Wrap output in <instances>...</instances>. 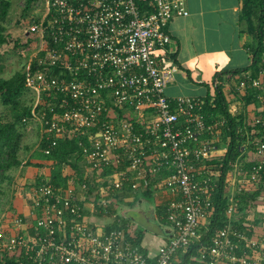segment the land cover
Instances as JSON below:
<instances>
[{
    "label": "built area",
    "instance_id": "2783aa9c",
    "mask_svg": "<svg viewBox=\"0 0 264 264\" xmlns=\"http://www.w3.org/2000/svg\"><path fill=\"white\" fill-rule=\"evenodd\" d=\"M40 6L43 16L27 33L37 46L25 70L31 111L23 123L38 129L46 155L77 138L85 182L72 175L62 189L45 180L24 195L28 213L0 219L10 231L0 257L7 252L18 264H171L201 241L212 216L220 173L209 162L221 151L224 125L207 123L204 100L166 94L177 69L163 67L157 51L171 43L170 22L189 15L188 0H37ZM262 86L261 77H249L239 90ZM258 124L264 128V119ZM255 154L248 182L264 186V141ZM149 186L172 195L174 235L154 263L132 242L134 228L108 230L110 223L93 222L91 205L80 202L92 187L107 209L112 193ZM200 262L264 264V249L228 226L201 249Z\"/></svg>",
    "mask_w": 264,
    "mask_h": 264
},
{
    "label": "trees",
    "instance_id": "16d2710c",
    "mask_svg": "<svg viewBox=\"0 0 264 264\" xmlns=\"http://www.w3.org/2000/svg\"><path fill=\"white\" fill-rule=\"evenodd\" d=\"M24 4L23 13L25 17L37 13V0H24ZM12 8V0H0V47L9 43L8 21ZM32 18L34 20L33 24L39 22L37 15L35 18L34 16ZM241 18L243 22H246L248 31L255 43L251 49L252 65L246 70L227 72L219 75L218 80L220 82L217 85L216 95L215 97L205 99L202 109V113L205 115L208 124L220 121L224 122L218 146L228 145L227 153L223 158L214 159L209 162V165L220 173L218 188L213 195V213L208 224L201 227V241L190 245L185 250L179 251L175 258L180 256V263L176 264H193V262L201 264V249L211 246L217 235L231 224V219L234 221L241 214H246L264 192V186H260L254 191H245L237 194V205L233 216L232 218L228 216L227 212L231 205L229 199L225 197L228 174L234 169L238 161H247L248 154L255 153L256 145L260 141H264V128L262 124L256 125V119H249L248 116L244 115H231L229 111L230 102L224 91L226 81L223 80V77H227V81L237 76H240L242 80H246L247 77L245 75L249 73L251 78L256 80L264 73V0H242ZM28 39L29 41L31 40L30 37ZM27 93L25 69L17 72L9 79L0 77V102L5 108L0 118V198L7 195L8 188L14 182V173L23 167H36L40 170H48L47 181H50L53 186L62 189L67 187L68 178L72 175H75L77 184L85 182L84 169L81 167L83 157L77 138L68 137L60 141L50 155L45 154L48 143L45 141L40 143L38 141L37 149L33 151L31 158L25 161L22 156L23 153L28 154L34 148L33 146H24V138L28 125L23 123V119L30 116L31 111V104L28 105L25 100ZM248 93L254 97L257 95L256 91ZM258 116L261 117V114ZM262 116H264V112ZM255 164V161L248 160L244 165L245 171L249 173ZM64 171L70 172L69 174L71 175L64 174ZM111 172L109 170L108 174ZM167 176L168 173L162 174L158 178V182ZM44 181L45 179L40 178L37 185ZM152 182L151 180L150 183ZM150 187L146 191V196L152 195ZM94 191V188L89 187L86 199L83 201L80 199L83 206L91 205L92 207V210L87 215L100 219H110L112 223L107 227L108 230H128L130 227L129 223L118 215L115 207L121 198L132 195H117L119 193H112L108 199L110 200V204L105 209L101 206L99 199L94 203L91 202V198L89 197L92 196L91 194ZM126 192L132 193L131 188L125 187L121 193ZM167 206L168 202L158 210L161 223L168 222ZM14 215V213L10 212L8 218H12ZM234 225V229L250 235L243 227ZM4 227V225L0 226V241H3L6 238V233H8ZM140 239V232H136L131 240L135 245L140 247ZM242 246L245 247V244ZM241 253L239 252V254ZM6 254L7 252L0 257V264H18L15 256ZM175 258L171 264H174Z\"/></svg>",
    "mask_w": 264,
    "mask_h": 264
},
{
    "label": "crops",
    "instance_id": "0c3cea01",
    "mask_svg": "<svg viewBox=\"0 0 264 264\" xmlns=\"http://www.w3.org/2000/svg\"><path fill=\"white\" fill-rule=\"evenodd\" d=\"M187 17H175L167 28L171 43L164 49L157 51L161 65L165 68H176L174 80L169 84L166 94L170 98H196L205 100L215 97L217 85L220 82L218 76L227 72L246 70L252 65L251 49L254 39L248 31L246 22L242 21V0H188ZM245 77L251 75L247 73ZM263 86L260 90L250 88L240 91L239 85L242 80L237 76L226 81L224 91L230 102V113L233 116L244 115L249 119H264V101L258 97L264 96V73ZM258 79V78H257ZM256 91V97L250 96L248 92ZM248 93V94H247ZM261 114V117L258 116ZM259 118H258V117ZM30 127V126H29ZM28 127L38 135V129ZM217 159L223 158L228 150V145L221 146ZM255 153L248 154V160L258 161ZM247 160V161H248ZM247 161H238L234 169L229 172L226 179L225 197L229 199L230 208L228 216L232 218L235 211L237 194L245 191H254L260 186L251 185L248 182L249 173L245 171L244 165ZM23 169V168H21ZM20 169V170H21ZM24 178L21 179L22 187L19 189L14 206L10 212L15 215H26L28 206L24 195L37 185L40 178L47 180L48 170H40L36 167L23 169ZM70 173V172H69ZM67 171L64 174L71 175ZM151 189L152 195L146 196V191L137 193H119L117 195H132L121 198L118 205L137 207L140 216H143L154 229L149 230L138 227L132 221H127L134 233L140 232V247L151 263L156 262L161 247L174 235V228L168 222L161 223L158 210L167 202L172 200V195H166L160 188ZM264 191V189H263ZM130 193V194H129ZM98 195L96 191L91 194ZM90 199V200H91ZM92 202V203H94ZM233 210L229 213L230 209ZM143 213V214H141ZM9 214V213H8ZM98 221V222H97ZM97 224L112 223L110 219L93 218ZM241 226L250 234L248 237L259 244V250L264 249V192L249 208L246 214H241L234 221L231 219L229 226ZM180 263V256L176 257L174 264ZM193 264H200L193 262ZM228 264V263H219Z\"/></svg>",
    "mask_w": 264,
    "mask_h": 264
},
{
    "label": "rangeland",
    "instance_id": "374dc122",
    "mask_svg": "<svg viewBox=\"0 0 264 264\" xmlns=\"http://www.w3.org/2000/svg\"><path fill=\"white\" fill-rule=\"evenodd\" d=\"M13 8L11 15L8 21V34L10 35L9 43L0 47V77L9 79L17 72L27 68L28 61L31 57H34L36 53L37 40L33 35L27 36L28 31L33 26V16L37 15V18L43 16L42 6L38 7L37 13H33L28 17H25L24 11V0H12ZM34 12V11H33ZM28 37L31 38L29 41ZM26 103L31 104V96L27 93L25 97ZM5 108L0 102V118L4 113ZM39 137L37 134L32 133V131L25 133L24 146H33V150L26 154L23 153L25 161H28L33 151L37 149V144ZM258 145V144H257ZM256 145V148H257ZM27 168V167H23ZM18 170L14 173V182L11 187L7 190V195L0 198V219L5 215L10 213L11 208L14 206V203L18 197L19 189L22 187L21 179L24 178V170ZM117 212L126 220L132 221L140 228H145L152 230L154 229L153 224L149 223L147 219L143 216H140V213L136 210L137 207H127L118 205L115 207ZM143 214V213H141ZM144 215V214H143ZM98 222V221H97ZM6 236L10 235V231L7 230Z\"/></svg>",
    "mask_w": 264,
    "mask_h": 264
},
{
    "label": "water",
    "instance_id": "95a60500",
    "mask_svg": "<svg viewBox=\"0 0 264 264\" xmlns=\"http://www.w3.org/2000/svg\"><path fill=\"white\" fill-rule=\"evenodd\" d=\"M97 197V195H93V200H95V198ZM91 202H94V201H92V199H91Z\"/></svg>",
    "mask_w": 264,
    "mask_h": 264
}]
</instances>
